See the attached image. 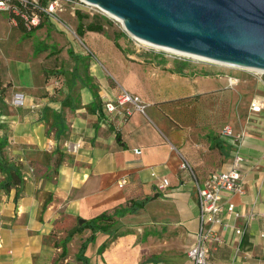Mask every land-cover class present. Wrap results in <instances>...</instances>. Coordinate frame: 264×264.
<instances>
[{"label": "crops", "instance_id": "obj_1", "mask_svg": "<svg viewBox=\"0 0 264 264\" xmlns=\"http://www.w3.org/2000/svg\"><path fill=\"white\" fill-rule=\"evenodd\" d=\"M82 36L96 41L86 42L88 52L66 49L74 60L65 78L72 88L58 93L48 89L34 103L32 97L27 106L8 101L0 116V123L6 125L0 128V136L7 137L1 156L17 167L22 178L19 184L2 186L5 173L0 170V264H52L56 252L82 264L75 258L82 242L88 264H192L187 250L198 229V208L194 181L180 168L181 157L201 182L209 171L228 168L237 145L217 134L225 123L212 141L210 129L202 132L205 138L195 137L201 128L206 129V122H183L177 128L169 118L195 113L208 117L210 110L198 102L217 99L227 82L204 68L185 66L177 73L170 70L171 61L162 64L124 54L117 40L101 32L84 30ZM3 38L6 59L9 47L5 34ZM44 44L43 50L54 52L52 43ZM91 50L96 58L89 56ZM1 65L0 59V75ZM30 83L28 78L23 85ZM262 85L263 92L250 95L242 103L241 115L231 120L234 131L247 132L237 149L252 165L246 171L243 192L229 196L239 215L229 216L225 209L221 213L216 228L222 241L210 245L211 264H264ZM122 88L139 96L145 104L143 113L134 110L123 117L122 106L106 110L105 102ZM252 98L262 101L260 112L250 110ZM53 114L59 118L53 120ZM162 177L168 185L158 190ZM122 178L126 182L119 185ZM146 197L151 198L142 207L122 212L121 207L132 200ZM247 212L253 217L246 219L243 213ZM101 213L116 221L109 232L88 225L78 229ZM234 227L243 232L236 235ZM114 232L123 234L110 240Z\"/></svg>", "mask_w": 264, "mask_h": 264}, {"label": "rangeland", "instance_id": "obj_2", "mask_svg": "<svg viewBox=\"0 0 264 264\" xmlns=\"http://www.w3.org/2000/svg\"><path fill=\"white\" fill-rule=\"evenodd\" d=\"M66 8L69 10L68 15L64 14L66 13L65 11L68 12ZM75 11H80V13L87 15V17L82 20L84 25L92 20L102 23L103 30L101 33L111 40H117L120 46L123 47L121 51L124 54L127 53L132 57L138 58L150 57L156 61H163V59L166 61L177 60L184 63L183 66L195 67L198 69L204 68L211 75H221L222 83L226 81L225 74L228 73L234 74L239 78L238 83L232 88H223L217 99H206V101H202L201 103L198 102L201 107L205 106L210 110L207 114L208 117L200 113L191 114L189 116L186 114L170 116V121L177 128H181L183 122L186 124H198L202 122L205 124L206 122V129L201 128V133L198 132V136L195 137L205 138L206 135L202 132L207 129H210V131L216 135L220 124L228 123L231 125V120H233L237 114L241 115L242 103H247L250 95H257L263 92L261 89H263L262 82H264V72L262 71L228 66L152 46L127 34L121 26V22L116 17L95 12L93 9H89V12H84L79 9L73 11L70 3L63 0L62 10L58 11L56 14L58 20L44 22L40 28H37L33 34L28 37L22 36V31L17 26L16 20L13 21L10 16L4 12H0V59L2 60L0 77L3 85L10 83L5 87L3 93L0 92V116L5 113L6 107L9 105L8 101L15 91L23 92V105L27 106L31 104L30 99L32 97L34 100L32 102L34 103L45 96L48 93V89H52L54 93H58L66 87L72 88L70 81L65 78L70 75L74 60L67 54L66 49L71 47L72 51L75 53L78 51L86 52V42L91 39H93L91 40L92 42L96 41L94 37L88 39L85 37V40L83 36L76 33L75 28L78 20ZM3 31L9 47V55L6 59L7 48L3 38ZM41 40L46 44L52 43L54 52L48 53L49 50H42L37 54H33L35 43ZM88 47L91 48L89 43ZM89 56L96 58L97 53L91 50V55ZM7 60L8 63L6 62ZM79 70L82 71V69ZM28 78L31 79V83L24 86L23 83L27 81ZM61 78H63V80H61L62 85L58 86L57 82ZM51 79H54V81L51 82ZM1 96H3V98ZM0 119L3 118L0 117ZM207 126L210 127L208 128ZM5 149L6 148H4V151ZM6 153L7 151L3 154ZM112 239L113 238H110V240ZM110 240H108V242ZM52 264H79V262L73 257L67 256L62 258L59 256V252H56V256L52 259Z\"/></svg>", "mask_w": 264, "mask_h": 264}, {"label": "water", "instance_id": "obj_3", "mask_svg": "<svg viewBox=\"0 0 264 264\" xmlns=\"http://www.w3.org/2000/svg\"><path fill=\"white\" fill-rule=\"evenodd\" d=\"M85 1L118 18L136 39L264 72V0Z\"/></svg>", "mask_w": 264, "mask_h": 264}, {"label": "built area", "instance_id": "obj_4", "mask_svg": "<svg viewBox=\"0 0 264 264\" xmlns=\"http://www.w3.org/2000/svg\"><path fill=\"white\" fill-rule=\"evenodd\" d=\"M63 0H0V12L8 14L13 21L16 17L20 19L23 26L29 30L37 27L43 19L48 21L58 20L57 12L62 10ZM71 5L73 11L75 9L89 12L93 9L95 12L103 13L107 16L115 17L95 4L85 0H65ZM118 19V18H117ZM120 21V20H119ZM121 22V21H120ZM122 26V24H121ZM249 69V68H248ZM254 70V69H253ZM227 86L232 88L235 86L239 78L234 74H225ZM10 103L21 106L24 104V95L20 91H15L10 98ZM106 110L113 111L117 106L123 107V117L130 115L134 110L144 112L145 104L140 100L139 96L134 95L120 89L119 93L110 101L104 104ZM249 108L254 112H260L262 109V101L252 98L249 101ZM221 137H229L239 146L240 142L247 134L245 130L236 132L228 123L223 124L218 133ZM237 146L232 154L231 162L228 168L224 170H211L203 178L198 181L191 165L181 157L179 166L186 169L195 185L196 204L198 208V229L196 231L194 243L187 250V256L192 264H211L210 261V245L213 242L220 243L222 241L220 235L217 234V226L221 223V213L226 211L230 216H238L239 212L235 211L234 203L230 200L231 194H240L243 192L244 178L246 171L252 164L239 152ZM139 152V149H134ZM126 182V179H120L119 185ZM168 185L166 177H162L156 184L158 190H164ZM246 219L253 217L251 212L243 213ZM264 226V220H263ZM233 232L240 235L242 228L234 227ZM264 232L260 233L263 236Z\"/></svg>", "mask_w": 264, "mask_h": 264}, {"label": "trees", "instance_id": "obj_5", "mask_svg": "<svg viewBox=\"0 0 264 264\" xmlns=\"http://www.w3.org/2000/svg\"><path fill=\"white\" fill-rule=\"evenodd\" d=\"M76 17L78 19V23L76 25V28H75V31L78 35L82 36L83 34V31L84 30H88V31H95V32H101L103 30V25L102 23L98 22V21H89L88 23H86L85 25H83L82 23V20L83 18H86L87 15L84 14V13H80V11H77L76 13ZM44 22H48V20L46 19H43L41 21V23L33 28V29H29L27 30L22 22L20 21L19 18L16 17V24L17 26L20 28V30L23 32L22 33V36L23 37H28V36H31L34 32L35 29L41 27ZM49 25V24H48ZM51 26V24H50ZM47 46L42 42V41H37L34 45V50H33V53H37L43 49H46ZM71 50L68 51V54L71 55ZM145 58H148V57H145ZM162 64L166 63V60L163 59V61H161ZM184 63L182 62H179L177 60H172L171 61V67H170V70L172 72H181L182 68L185 67L183 66ZM2 80L0 78V92L3 93L5 88L4 86L2 85ZM7 86V85H6ZM3 98V96H1ZM92 110V109H91ZM59 117L57 116V114H53V120H57ZM53 125V123H52ZM55 125V123H54ZM6 125H2L0 123V128H4ZM210 137H211V140L212 141H215L217 138L214 134H208ZM7 144V137L6 135H2L0 136V170L1 171H4L5 173V177H4V180L2 181L1 185L2 186H9L11 184H19L20 181H21V176L19 174V171L17 170V167L5 160L1 154H2V151H3V148L6 146ZM151 197H146L144 198L143 200H140V201H136V200H132L130 202V205L129 206H126V207H121L122 209V212H125V211H129V212H134L137 208L139 207H142L144 205V203ZM114 212H118V209L116 208L114 210ZM115 219L112 218V216H109L105 213H101L100 215L92 218L91 220H89L88 222H84L82 224H80V226L78 227V229L80 228H83L85 226H91L94 230L96 231H100V232H109V229L112 225L115 224ZM123 233L121 232H114L111 236V238H114L118 235H121ZM69 239V236L66 237V239L63 241V246H62V252L61 254L64 255L65 254V242ZM104 248V244L100 245L99 247V250L101 251L102 249ZM84 249H85V242H82L77 253L75 254V258L79 261H81L82 264H88L87 263V258L83 255V252H84Z\"/></svg>", "mask_w": 264, "mask_h": 264}, {"label": "bare ground", "instance_id": "obj_6", "mask_svg": "<svg viewBox=\"0 0 264 264\" xmlns=\"http://www.w3.org/2000/svg\"><path fill=\"white\" fill-rule=\"evenodd\" d=\"M139 41H140V40H139ZM141 42H142V41H141ZM144 42H145V41H144ZM146 43H148V42H146ZM148 44H150V45H152V46H155V47L162 48V49H164V50H169V51L174 52V53L183 54V55H188V56H193V57H196V58H199V59H203V60L211 61V60H208V59L203 58V57H200V56L190 55V54H186V53H181V52H178V51H175V50H172V49H168V48L160 47V46H157V45H153V44H151V43H148ZM225 65H227V64H225ZM255 70H257V71H261V70H258V69H255Z\"/></svg>", "mask_w": 264, "mask_h": 264}]
</instances>
